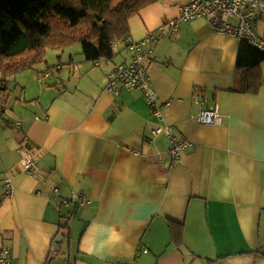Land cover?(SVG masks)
I'll return each mask as SVG.
<instances>
[{
	"label": "crops",
	"instance_id": "crops-1",
	"mask_svg": "<svg viewBox=\"0 0 264 264\" xmlns=\"http://www.w3.org/2000/svg\"><path fill=\"white\" fill-rule=\"evenodd\" d=\"M185 2L156 0L128 20L131 41L163 26L143 64L159 117L139 91H105L110 70L130 59L124 41L110 62L62 65L57 52L14 76L19 93L0 85L10 122L0 128V247L13 264H264V61L258 92H236L240 40L204 19L168 33ZM257 27L264 38V16ZM209 108L221 124L196 123ZM165 126L188 141L173 166L168 138L152 134ZM71 193L88 203L62 205Z\"/></svg>",
	"mask_w": 264,
	"mask_h": 264
},
{
	"label": "trees",
	"instance_id": "trees-1",
	"mask_svg": "<svg viewBox=\"0 0 264 264\" xmlns=\"http://www.w3.org/2000/svg\"><path fill=\"white\" fill-rule=\"evenodd\" d=\"M156 0H0V85L43 61L50 48L78 41L85 61H112L113 48L129 39L128 20ZM55 17L64 23L56 27ZM261 21V20H260ZM259 21V22H260ZM236 67L243 86L256 94L262 84L264 50L240 40ZM124 63V62H123ZM115 67V65H114ZM113 67V68H114Z\"/></svg>",
	"mask_w": 264,
	"mask_h": 264
},
{
	"label": "built area",
	"instance_id": "built-area-1",
	"mask_svg": "<svg viewBox=\"0 0 264 264\" xmlns=\"http://www.w3.org/2000/svg\"><path fill=\"white\" fill-rule=\"evenodd\" d=\"M177 17L178 22H190L195 19H204L210 29L216 34L230 36L238 40H245L254 48L264 50V38L259 35L258 23L264 16V2L261 0H186L179 5ZM168 33H174L178 29L176 21L168 20ZM160 33L157 36L149 35L139 41L126 39L127 50L130 53L129 61L115 65L107 75L105 91L113 95H119L121 88L126 91H139L146 104L151 108V113L159 117L161 106L158 102V95L150 84L147 71L144 67V60L151 54L153 45L157 44L165 36L163 26L159 27ZM59 68L56 65L54 69ZM48 72L45 74L47 76ZM195 121L203 125L221 124L222 117L217 113L216 108L200 110L196 113ZM8 121L0 119V128H7ZM20 123L16 122V126ZM164 133L170 142L166 152L169 166L177 163L180 153L187 146L188 141L179 139L171 133L169 126L158 127L152 130L153 135ZM21 155V162L26 174L30 176L35 172V165L30 151L25 144L18 146ZM161 163V161H160ZM5 195L12 193V183L6 179L4 183ZM57 193V190H54ZM70 197L61 201L62 205H67L74 201L78 207L88 203L82 193H71ZM147 251L143 250L145 254ZM9 250L0 247V264H13Z\"/></svg>",
	"mask_w": 264,
	"mask_h": 264
},
{
	"label": "rangeland",
	"instance_id": "rangeland-1",
	"mask_svg": "<svg viewBox=\"0 0 264 264\" xmlns=\"http://www.w3.org/2000/svg\"><path fill=\"white\" fill-rule=\"evenodd\" d=\"M52 18H54V21L52 20V24L54 26H56V27L60 26V23H64L63 21H61V20H59V19H57L55 17H52ZM125 47L127 49V43L125 44ZM119 48L121 50L123 47L120 46ZM57 52L60 55L59 58H60V63L62 65L68 63L69 56H72L73 58L79 57L80 58L79 60H83L84 59L83 56L80 55L81 54V45H80V43L78 41L72 42L71 44H69V45H67L65 47H58V48H50V49H48L47 52L45 53V59L48 60L51 64L54 63L56 58L53 55H55V53H57ZM41 63H44V62L40 61L39 65L36 66V64H35L34 66L39 67L37 69H40V68H42V67H40ZM20 73H21V71H20ZM9 81H10L11 85H13V86H11L7 91L11 93L12 89L16 87V86H14L15 85L14 77H10ZM16 92L19 93V88L18 87H16ZM129 92H131V91H129ZM5 97H6L5 92H3L1 90L0 91V98H5Z\"/></svg>",
	"mask_w": 264,
	"mask_h": 264
},
{
	"label": "bare ground",
	"instance_id": "bare-ground-1",
	"mask_svg": "<svg viewBox=\"0 0 264 264\" xmlns=\"http://www.w3.org/2000/svg\"><path fill=\"white\" fill-rule=\"evenodd\" d=\"M169 20H172L173 22L176 21V22L178 23V25H179V23H180V22H178L175 18H173V19H169Z\"/></svg>",
	"mask_w": 264,
	"mask_h": 264
},
{
	"label": "water",
	"instance_id": "water-1",
	"mask_svg": "<svg viewBox=\"0 0 264 264\" xmlns=\"http://www.w3.org/2000/svg\"><path fill=\"white\" fill-rule=\"evenodd\" d=\"M113 51H114V53L116 52V48L115 47L113 48ZM2 88L4 89V87H2Z\"/></svg>",
	"mask_w": 264,
	"mask_h": 264
}]
</instances>
